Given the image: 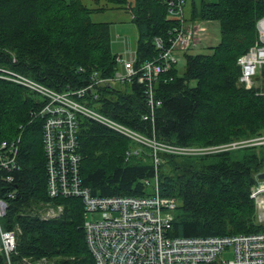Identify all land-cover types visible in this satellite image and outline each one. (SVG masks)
Returning <instances> with one entry per match:
<instances>
[{
  "label": "trees",
  "instance_id": "trees-1",
  "mask_svg": "<svg viewBox=\"0 0 264 264\" xmlns=\"http://www.w3.org/2000/svg\"><path fill=\"white\" fill-rule=\"evenodd\" d=\"M87 1L89 5L84 0H0V67L64 92L85 87L94 71L112 77L117 61L109 23L92 18L105 10L127 9L131 17L136 30L133 67L157 57L153 37L168 45L176 20L169 18L163 0ZM184 9L190 21H216L219 42L208 53L185 51L181 75L174 64L155 78L152 92L160 103L152 120L142 118L149 112L145 87L135 79L98 85L82 99L159 144L204 148L264 134V66L254 88L237 80V60L256 41L255 22L264 16V0H186ZM41 104L29 89L0 78V141L19 136L20 142L13 183H4L15 190L5 229L18 227V259L95 264L84 244L79 200H52L63 207L57 218L41 221L35 215L49 200L36 116ZM77 126L79 173L94 196L150 195L144 180L152 182L155 174L161 197H174L177 203L170 235L206 238L264 230L249 197L264 170V145L191 155L157 151L155 167L151 146L85 116L78 117Z\"/></svg>",
  "mask_w": 264,
  "mask_h": 264
},
{
  "label": "built area",
  "instance_id": "built-area-1",
  "mask_svg": "<svg viewBox=\"0 0 264 264\" xmlns=\"http://www.w3.org/2000/svg\"><path fill=\"white\" fill-rule=\"evenodd\" d=\"M167 4L169 15H176V25L172 27L168 45L153 37L157 57L141 66L133 67L134 62L127 61L122 55L116 56L117 68L112 77H101L93 72L85 87L77 90L57 91L37 83L32 78L23 77L0 67V78L10 80L29 89L42 101L36 116L40 119L45 194L49 200L35 213L46 221L57 218L63 211L62 204L54 203L58 198H75L82 206V233L84 244L95 264H264V230L261 232L221 235V237L200 236L177 238L169 234L174 219L173 211L177 207L174 197H161L157 190V177L152 182L144 180L150 186V195L134 197V195L94 196L88 187H84L80 177V153L77 119L85 116L93 122L105 125L120 135L151 146L153 163L156 167V152L177 154L209 153L222 150L243 148L244 146L264 145V134L242 141L206 146L204 148H186L170 144H159L154 138H146L130 127L118 124L117 121L91 108L83 100L86 92L98 85L105 87L112 82L143 83L144 96L147 100L148 114L143 119L154 116V108L159 101L153 96V81L176 63L175 53L187 51L192 46L194 34L198 31L194 22L189 24L186 12V0H163ZM255 43L237 60L241 73L237 78L245 88L255 87L260 80L259 73L264 66V16L255 22ZM264 94V92H263ZM95 98V96H94ZM19 136L15 140L0 141V261L3 264H53L45 258H17L16 249L18 227L5 229L4 218L8 211V201L15 198L14 189H6L4 183H13L12 172L18 169ZM249 197L255 201L257 223L264 224V179L256 180L251 186ZM54 200V201H52ZM87 212L91 214L87 218ZM230 253L232 257L219 259L222 253ZM219 261V262H218ZM218 262V263H217Z\"/></svg>",
  "mask_w": 264,
  "mask_h": 264
},
{
  "label": "rangeland",
  "instance_id": "rangeland-1",
  "mask_svg": "<svg viewBox=\"0 0 264 264\" xmlns=\"http://www.w3.org/2000/svg\"><path fill=\"white\" fill-rule=\"evenodd\" d=\"M84 2L89 5L90 2L84 0ZM198 4V3H196ZM187 10V8H186ZM185 11V10H184ZM169 15V14H168ZM92 18L96 21H102V23L108 22L109 23V31L111 34L110 37V46L111 52L113 54L122 55L127 61L131 63L135 60L134 49L136 47L135 37H136V30L131 24V18L127 11V9H119L118 11L113 10H105L104 13L94 12L92 14ZM170 19L176 18V15H169ZM196 20L189 21V24L193 25ZM196 28L198 31L194 34L192 46L187 49L185 53L190 54H200V53H208L210 48L213 47L215 44L219 42V27L216 21H201L196 24ZM183 51H178L174 55L176 57L175 69L177 70L178 74L183 73V66L185 62ZM192 85L194 84L191 83ZM255 213L258 218L257 209H255ZM90 214L96 218L99 217L95 213L87 212V218L89 219ZM256 220V221H257ZM232 257L231 254L222 253L219 256V259L222 258H230ZM219 262V261H218ZM217 262V263H218Z\"/></svg>",
  "mask_w": 264,
  "mask_h": 264
},
{
  "label": "water",
  "instance_id": "water-1",
  "mask_svg": "<svg viewBox=\"0 0 264 264\" xmlns=\"http://www.w3.org/2000/svg\"><path fill=\"white\" fill-rule=\"evenodd\" d=\"M258 180H263L264 179V170L262 172L259 173L258 175Z\"/></svg>",
  "mask_w": 264,
  "mask_h": 264
},
{
  "label": "crops",
  "instance_id": "crops-1",
  "mask_svg": "<svg viewBox=\"0 0 264 264\" xmlns=\"http://www.w3.org/2000/svg\"><path fill=\"white\" fill-rule=\"evenodd\" d=\"M119 10V9H118ZM118 10H115V11H118ZM98 13H101V12H98ZM104 13V12H103ZM131 18V17H130Z\"/></svg>",
  "mask_w": 264,
  "mask_h": 264
}]
</instances>
